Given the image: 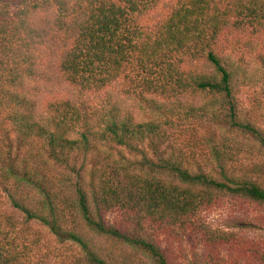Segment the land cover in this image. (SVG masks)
I'll return each mask as SVG.
<instances>
[{
	"label": "trees",
	"instance_id": "1",
	"mask_svg": "<svg viewBox=\"0 0 264 264\" xmlns=\"http://www.w3.org/2000/svg\"><path fill=\"white\" fill-rule=\"evenodd\" d=\"M159 1L0 0V185L23 224L78 247L77 264H180L148 227L189 241L184 264H218L227 236L203 214L229 200L264 208V187L232 164L241 150L264 156L237 101L264 82V0ZM229 37L256 56L237 59ZM120 80L144 119L106 91ZM77 92L107 98L88 111ZM193 122L207 169L188 161ZM15 229L0 214V264H31Z\"/></svg>",
	"mask_w": 264,
	"mask_h": 264
},
{
	"label": "rangeland",
	"instance_id": "2",
	"mask_svg": "<svg viewBox=\"0 0 264 264\" xmlns=\"http://www.w3.org/2000/svg\"><path fill=\"white\" fill-rule=\"evenodd\" d=\"M167 1L160 0L159 8L163 10ZM235 41V37H229V39H226L224 47L226 51L231 50L237 59L242 58L244 61H248L256 56L258 48L254 47L255 49L252 50L250 47H241L240 39L237 44ZM233 47L235 51H232L231 48ZM106 91L111 94L113 99H119L124 102L125 107L136 119H144L143 116L146 114L145 107L140 103L138 96L133 93L135 91L133 84H130L127 80L116 81ZM68 94L71 95L72 92L63 90L62 97L64 98ZM80 94L79 92L75 93V97L80 98L79 103L84 104L88 111L97 110L107 98L105 92ZM237 97L243 118H249L251 122H254L264 135V82L256 86L247 85L241 87ZM193 123L187 133V140L192 142L191 145H193L188 161L194 167L201 166L207 169L209 157L205 147L199 141L205 132L203 129H199V123ZM110 152L117 154L116 150H111ZM123 152L125 156H129L127 151ZM102 156L106 157L104 154ZM97 160L100 162L101 158L97 157ZM232 162L236 171L248 173L253 180L264 187V156L259 155L257 152L241 150ZM0 214L14 217L16 229L11 233L10 240L14 241L17 239L20 241L22 239L21 236H24L22 243L27 245L31 264H77L78 247L65 238H55L47 229L36 222L23 224L22 217L11 208L7 193L1 185ZM203 219L212 232L218 234L223 232L227 236V242L222 247H219L218 264H262L261 257L264 256L263 207L248 201L229 200L224 202L220 208L205 212ZM148 228L149 234L157 237L162 246L171 248L175 261L184 264L185 260H192L191 244L186 238L179 242L172 240V236L165 229ZM126 254L133 258L129 252H126Z\"/></svg>",
	"mask_w": 264,
	"mask_h": 264
}]
</instances>
